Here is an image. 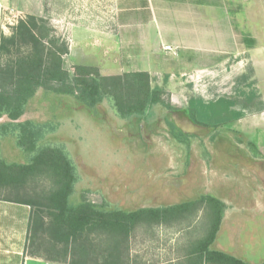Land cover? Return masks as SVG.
<instances>
[{"label":"rangeland","instance_id":"374dc122","mask_svg":"<svg viewBox=\"0 0 264 264\" xmlns=\"http://www.w3.org/2000/svg\"><path fill=\"white\" fill-rule=\"evenodd\" d=\"M140 5L139 0H0V33L10 34L26 14L41 15L68 43V71L73 64L96 65L104 75L146 70L152 86L168 75L164 98L173 108L157 104L144 117L121 118L104 100L91 114L69 96L39 89L18 121L53 127L42 143L63 148L75 167L70 204L86 199L106 210L131 211L210 196L226 204L210 248L232 247L235 256L261 264L264 0H151L150 8L142 1ZM150 17L156 27L150 21L138 25ZM168 44L171 50L165 49ZM242 74L248 77L245 82L237 80ZM249 91L260 98L263 109L245 111L230 129L201 127L186 116L191 97L240 100L241 93ZM4 121L5 116L0 118ZM170 123L188 135V146L171 135ZM249 140L263 157L247 146ZM0 155L6 162H26L29 157L13 134L0 136ZM50 185L49 179L39 177L26 193L40 194ZM211 207L214 203L207 202L180 222L138 225L121 244L120 264H182L186 249L210 227L215 211ZM32 234L28 230L29 251L71 261L61 251L49 250L42 231ZM88 240L98 251L105 249L103 237L90 235ZM94 260L91 254L86 259Z\"/></svg>","mask_w":264,"mask_h":264},{"label":"trees","instance_id":"16d2710c","mask_svg":"<svg viewBox=\"0 0 264 264\" xmlns=\"http://www.w3.org/2000/svg\"><path fill=\"white\" fill-rule=\"evenodd\" d=\"M246 42L254 43L252 39ZM68 52L66 40L43 16L26 14L17 20L10 34L0 33V118H7L0 123V136L15 135L17 147L29 156L26 162H6L0 155V200L33 208L28 230L33 237L39 231L46 234L49 250L61 251L65 258L70 256L72 264H120L121 244L138 225L180 222L205 203L213 202L214 219L206 233L186 249L184 263L249 264L229 253L210 248L226 208L219 199L203 195L194 201L131 211L106 210L86 199L76 205L69 203L77 180L75 167L63 148L42 143L53 127L29 119L18 121L39 89L69 96L91 114L104 100L111 102L121 118L144 117L157 104L173 108L164 98L168 75H164L161 84L152 86L146 70L104 75L96 66L74 64L70 72L64 68V56ZM247 79L246 74L237 78L243 82ZM241 94L240 100L221 96L204 101L191 97L185 108L186 116L201 127L230 129L245 111L263 109L262 101L254 91ZM170 125L171 135L188 146V135ZM247 146L255 155H260L254 141H247ZM39 177L49 179L50 187L40 194L28 196L29 184ZM90 235L105 239L103 251H98L97 245L89 242ZM26 248L29 255L37 256ZM90 254L95 259L93 263L86 262Z\"/></svg>","mask_w":264,"mask_h":264},{"label":"crops","instance_id":"0c3cea01","mask_svg":"<svg viewBox=\"0 0 264 264\" xmlns=\"http://www.w3.org/2000/svg\"><path fill=\"white\" fill-rule=\"evenodd\" d=\"M141 1L145 7L150 8L149 3L151 2V0H139V7L141 6L140 5ZM147 22L150 23V26L154 25V27H156V25L158 24L153 17H150V19H148L147 21H143V22L139 21L138 25L145 24ZM85 33L87 34L86 31ZM84 40L86 41L85 44H90L88 39H84ZM168 46L171 45L168 44ZM70 52H71V45H70ZM30 215H31V207L29 205L0 200V264H72L68 258H66L67 260L56 257L51 258L39 254H37V256H31L27 253L25 242L28 234ZM222 220L223 219H221V221ZM229 248L230 249H223V247L219 246L218 249H214V250L224 251L231 255L234 254L233 256H235L233 249H231L232 247ZM235 257H237V255ZM172 261L171 263H173ZM180 263L182 264L184 263V258ZM247 263L254 264L253 261H248Z\"/></svg>","mask_w":264,"mask_h":264},{"label":"built area","instance_id":"2783aa9c","mask_svg":"<svg viewBox=\"0 0 264 264\" xmlns=\"http://www.w3.org/2000/svg\"><path fill=\"white\" fill-rule=\"evenodd\" d=\"M165 49H167V50H171L172 48H171V46H165Z\"/></svg>","mask_w":264,"mask_h":264}]
</instances>
